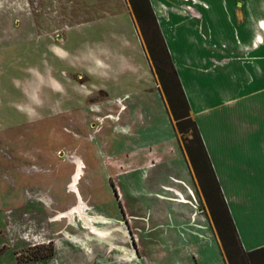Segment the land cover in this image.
Instances as JSON below:
<instances>
[{"label": "rangeland", "instance_id": "obj_1", "mask_svg": "<svg viewBox=\"0 0 264 264\" xmlns=\"http://www.w3.org/2000/svg\"><path fill=\"white\" fill-rule=\"evenodd\" d=\"M226 2L229 19L259 18L255 6L264 17V0ZM116 15L136 25L149 61H137L140 74L120 70L117 56H134L136 49L115 37L119 31L109 17ZM262 34L260 43L263 29ZM149 47L159 58L152 26L140 25L130 0H0V264H175L170 250H159L160 236L151 232L150 220L131 216L143 203L129 208L130 194L121 183L129 179L133 187L150 189L158 175V168L145 178L138 168L121 170L141 165L134 154L149 139L152 115L167 137L174 139L176 130L193 173L195 196L188 201L194 207L184 205L205 211L224 264H231L185 148L193 132L181 135L176 129ZM158 67L169 73L159 59ZM257 105L250 110L264 121V106ZM219 121L215 136L225 138L226 130L217 132L227 122ZM252 175L264 181V173ZM139 223L146 224L144 233ZM248 236L264 243V233ZM187 264L200 263L193 257Z\"/></svg>", "mask_w": 264, "mask_h": 264}, {"label": "crops", "instance_id": "obj_2", "mask_svg": "<svg viewBox=\"0 0 264 264\" xmlns=\"http://www.w3.org/2000/svg\"><path fill=\"white\" fill-rule=\"evenodd\" d=\"M186 1L150 0V3L241 244L246 251H254L264 247V243L253 242L248 236L264 233L259 228L264 227V181H256L252 175L264 173V121L255 113L257 104L264 106V43L258 40L263 36L260 26L264 21L263 8L255 6L259 18L248 22L225 17L224 11L229 9L226 0H193L194 4ZM189 8L196 10L198 16L190 15ZM109 18L119 31L115 37L125 38L123 43L136 49L134 56L124 53L117 56L120 70L140 74L142 68L137 61L145 59L148 64L149 61L134 21L123 20L118 15ZM222 43L227 44L225 49ZM95 62L106 65L101 58H95ZM118 101L122 99L116 98ZM252 107L256 109H252L254 113L250 110ZM221 117L225 118L227 128L219 126L217 134L226 130L225 138L215 136ZM149 120V139L134 154L141 157V165L121 170L125 173L138 168L143 178L149 170L158 168L159 171L150 189L139 184L133 187L129 179L121 181L130 194L126 198L129 208L134 201L143 203L142 211L135 210L131 216L150 220L147 224L152 226H149L151 232H158L160 236L159 250H170L175 264H187L193 257L200 264H224L222 250L209 228L205 211H194L184 205L190 202L194 207L193 202L188 201L195 196L193 173L178 143L171 118L174 139L163 134L153 115ZM248 176L251 181L247 180ZM118 186L121 191L122 187ZM142 191L148 194L136 199L135 195ZM147 203L154 204L153 208L149 209ZM170 205L171 209H166ZM129 210L133 213V208ZM208 214L211 217L210 212ZM141 225L139 230L144 233L146 224ZM185 229L189 233H185ZM107 242L118 245L116 241Z\"/></svg>", "mask_w": 264, "mask_h": 264}, {"label": "trees", "instance_id": "obj_3", "mask_svg": "<svg viewBox=\"0 0 264 264\" xmlns=\"http://www.w3.org/2000/svg\"><path fill=\"white\" fill-rule=\"evenodd\" d=\"M130 1L140 25L143 26L144 22L150 23L157 37L159 58H157L155 51L151 47H149V51L155 62V69L164 94L166 95L176 129L181 135L188 133L189 130L193 132L191 145H185V148L189 154L193 168L199 177L202 190L212 217L218 227L228 260L231 264H237V260L241 264H264V247L248 252L241 244L236 226L217 181L197 123L190 115L188 100L183 91L150 0ZM158 59L163 63L164 67L169 69V73L164 74L158 67Z\"/></svg>", "mask_w": 264, "mask_h": 264}, {"label": "bare ground", "instance_id": "obj_4", "mask_svg": "<svg viewBox=\"0 0 264 264\" xmlns=\"http://www.w3.org/2000/svg\"><path fill=\"white\" fill-rule=\"evenodd\" d=\"M261 28L264 30V21L261 22Z\"/></svg>", "mask_w": 264, "mask_h": 264}, {"label": "flooded vegetation", "instance_id": "obj_5", "mask_svg": "<svg viewBox=\"0 0 264 264\" xmlns=\"http://www.w3.org/2000/svg\"><path fill=\"white\" fill-rule=\"evenodd\" d=\"M205 200H206V197H205ZM206 203H207V200H206ZM207 205H208V203H207ZM209 206V205H208ZM210 209V208H209Z\"/></svg>", "mask_w": 264, "mask_h": 264}]
</instances>
